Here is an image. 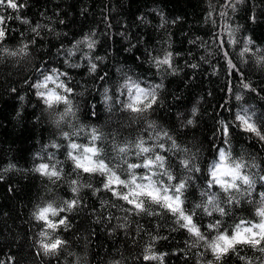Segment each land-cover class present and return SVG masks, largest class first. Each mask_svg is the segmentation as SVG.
Returning <instances> with one entry per match:
<instances>
[{
    "label": "trees",
    "instance_id": "obj_1",
    "mask_svg": "<svg viewBox=\"0 0 264 264\" xmlns=\"http://www.w3.org/2000/svg\"><path fill=\"white\" fill-rule=\"evenodd\" d=\"M18 3L24 5L18 11L0 7V15L11 17L6 19V37L0 41V262L206 264L214 260L203 242L192 247L195 237L179 228L171 213L158 209L162 212L158 216L130 215L124 211L129 205L103 190L104 177L73 173L68 145H88L93 128L101 136L95 142L97 147L113 165H120L116 170L122 179L127 166L117 147L144 139L145 146L165 156L173 174L188 181L185 207L197 213L194 221L207 236L215 235L206 227L215 220H221L229 232L240 219L260 221L256 211L264 193V181L259 179L264 175V141L237 127L235 117L246 110L264 128V64L258 63L264 55V0ZM85 36L95 41L93 49L80 43ZM25 44L26 56L13 57L3 51H16ZM245 47L249 51L242 57ZM167 53L172 54L171 67L158 66L156 61ZM228 60L236 69L229 68ZM92 64L97 66L95 72ZM52 69L67 73L60 79L73 89L69 99L75 115L59 125L58 116L45 108L31 86L43 79L42 72L50 74ZM129 77L145 89L160 85L156 103L140 117L121 106L127 102L122 85ZM237 95L242 98L237 100ZM64 107L59 105L56 113ZM188 119L193 120L192 125L187 124ZM222 122L232 126L227 142L220 132ZM173 141L179 148L172 147ZM218 149L242 160L243 173L255 180L251 189L237 181L240 192H231L232 204L226 202L229 194L219 186L210 190L228 210L224 217L215 212L209 216L195 207L207 200L201 193L207 189L209 168ZM135 152L132 149L127 155L129 162H140ZM184 159L201 171L183 168L180 161ZM40 163L62 168L61 179L52 183L36 172ZM136 171L143 173L144 169ZM72 179L92 187L80 189L81 207L67 214L71 228L49 230L53 238L67 240L66 247L56 256H45L38 244L43 225L33 219L32 212L37 205L72 199ZM97 188L100 191L94 194ZM149 246L151 253H146ZM238 247V254L229 253L223 264H264V253ZM146 254L162 255L163 259L145 261Z\"/></svg>",
    "mask_w": 264,
    "mask_h": 264
},
{
    "label": "snow or ice",
    "instance_id": "obj_2",
    "mask_svg": "<svg viewBox=\"0 0 264 264\" xmlns=\"http://www.w3.org/2000/svg\"><path fill=\"white\" fill-rule=\"evenodd\" d=\"M0 7L18 11L24 5L18 3V0H0ZM221 15H225V13H221ZM10 18L0 15V41H3L6 37V19ZM24 22L27 23L28 21ZM33 31H36V29L34 28ZM80 43L86 44L88 49H93L95 46V41L90 36H85ZM248 43H251V41ZM27 48L28 45L25 44L16 51H9L8 49H3V51L13 57L18 54L26 56L28 54L26 51ZM248 51L249 49L245 47L241 56L243 57ZM256 51L259 52L260 49ZM227 55L228 53H225L226 57ZM171 56V53H167L163 59L156 61L157 65L171 67ZM258 63L264 64V55L258 59ZM228 65L230 69H236V65L231 60H228ZM96 67L95 64H92L91 71L95 72ZM193 67L196 66L193 65ZM66 75L67 73L52 69L50 74L42 72L41 76L43 79L31 85L36 89V96L42 101L45 108L58 116L56 120L57 125L64 121L66 117L75 115L72 101L69 99L73 93V89L60 79L61 76ZM50 84L54 87H49ZM122 87L127 90V102H122V109L134 114L136 117H140L152 109L156 103V88H159L160 85H157L156 88L145 89L129 77ZM244 88H249V85L244 84ZM57 89L60 91H57ZM105 91L107 92V90ZM241 98L239 95L236 96L237 100ZM61 104L65 106L63 111L56 113L57 107ZM192 115H196L195 108L192 110ZM235 119L237 121V127H241L243 131L254 133L261 141H264V128L258 127V122H253L252 117L248 115L246 110H244L243 114H237ZM187 124L192 125L193 120L188 119ZM149 127H154V124L150 123ZM231 127V125L222 122L220 132L225 138V142L228 141L231 135ZM63 135L66 139L69 138V133L65 132ZM163 136H168V133L164 132ZM100 138L101 136L98 130L93 128L89 144L80 145L71 142L68 145L69 151L67 152V156L73 161V173L76 176H79V173L83 172L88 174L98 173L104 177L103 190L111 192L113 197L129 205L130 207L124 209L126 213L130 215L146 213L147 215L157 216L162 214L159 210L171 213L174 217V223L179 228L186 230L190 236L195 237V242H193L192 247H197L200 242H203L207 249L211 251L214 260H209L206 264H215V262H221L223 264L224 258L229 253L238 254V246H249L264 253V193L260 194L261 207L256 211V215L261 218L258 223L240 219L234 225L231 232H229L227 228L223 227L221 220H215L209 222L206 226L208 232L215 233L214 236L209 237L202 231L201 226L194 221L197 213L185 207L188 181L178 179L173 174L170 170L171 165L165 156L155 153L152 147L145 146L146 142L144 139H139L135 143L117 147V152L123 154L125 157L123 163L127 166L126 171L122 173L125 178L122 179L121 174H118L116 170L120 165H113L111 160L103 155V149L97 147L95 142ZM156 138L159 139L160 137L157 136ZM53 147L58 146L54 144ZM157 147L161 151L165 150L163 144H158ZM172 147L179 148V145L173 141ZM132 149L136 150L135 155L140 162H129L126 159ZM217 151L218 157L209 168L207 189L201 193L202 196L207 197V200L196 204L195 207L203 208L204 212L209 216H212L215 212L221 217H224L229 215L228 210L222 206L217 194L210 190L219 186L223 192L229 194L226 202L232 204L234 197L231 196V192H240V186L237 181L251 189L255 184V180L248 174L243 173L242 170L245 168V164L242 160L234 159L224 149H218ZM180 164L188 171H201L200 168H194L191 165L190 159L181 160ZM137 169H144V171L143 173H138L136 171ZM34 170L42 176L48 177L52 183H56L63 175V169L58 168L56 164L49 165L48 163H40ZM259 179L264 181V175H261ZM173 181L176 182L173 183ZM71 184L73 185L71 189L73 194L72 199H64L59 204L53 201L43 205H37L32 212L33 219L43 225L39 232L41 239L38 244L45 256H56L66 247L67 240L62 239L60 236L53 238L49 230H51V233H55L61 227L65 231L69 230L71 228V222L67 214H71L81 207L82 198L79 197L80 189L82 187H92L90 184L81 185L78 179H72ZM98 191H100L99 188L94 189V194ZM124 226L123 224L120 225V227ZM156 239H159V237H153V240ZM145 252L151 253V246L146 248ZM157 259L162 260L163 256H157L155 254H146L144 256L145 261ZM0 264H3V262H0Z\"/></svg>",
    "mask_w": 264,
    "mask_h": 264
}]
</instances>
